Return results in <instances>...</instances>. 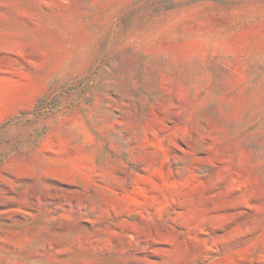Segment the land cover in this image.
<instances>
[{
	"label": "rangeland",
	"instance_id": "374dc122",
	"mask_svg": "<svg viewBox=\"0 0 264 264\" xmlns=\"http://www.w3.org/2000/svg\"><path fill=\"white\" fill-rule=\"evenodd\" d=\"M0 264H264V0H0Z\"/></svg>",
	"mask_w": 264,
	"mask_h": 264
}]
</instances>
